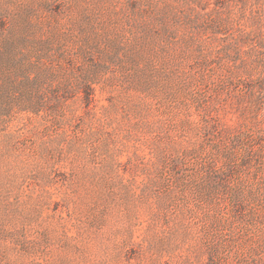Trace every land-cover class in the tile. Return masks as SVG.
I'll use <instances>...</instances> for the list:
<instances>
[{"label":"rangeland","instance_id":"rangeland-1","mask_svg":"<svg viewBox=\"0 0 264 264\" xmlns=\"http://www.w3.org/2000/svg\"><path fill=\"white\" fill-rule=\"evenodd\" d=\"M260 25L264 0H0V264H264Z\"/></svg>","mask_w":264,"mask_h":264},{"label":"trees","instance_id":"trees-1","mask_svg":"<svg viewBox=\"0 0 264 264\" xmlns=\"http://www.w3.org/2000/svg\"><path fill=\"white\" fill-rule=\"evenodd\" d=\"M262 28H264V26L263 25H260L259 26V31L260 30H262ZM254 155V154H253ZM252 154H247V158H246V160H245V163H249L250 162V159H251V157L253 156Z\"/></svg>","mask_w":264,"mask_h":264}]
</instances>
